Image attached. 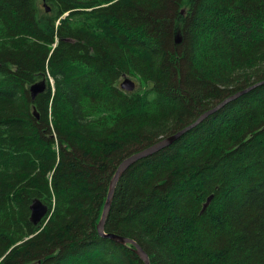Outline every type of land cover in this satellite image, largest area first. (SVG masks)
Masks as SVG:
<instances>
[{
	"label": "trees",
	"instance_id": "trees-1",
	"mask_svg": "<svg viewBox=\"0 0 264 264\" xmlns=\"http://www.w3.org/2000/svg\"><path fill=\"white\" fill-rule=\"evenodd\" d=\"M213 109L151 264H264V0H0V264H145Z\"/></svg>",
	"mask_w": 264,
	"mask_h": 264
},
{
	"label": "water",
	"instance_id": "water-1",
	"mask_svg": "<svg viewBox=\"0 0 264 264\" xmlns=\"http://www.w3.org/2000/svg\"><path fill=\"white\" fill-rule=\"evenodd\" d=\"M47 9L49 10V8H47ZM178 41H179V39H178ZM121 86L125 90L132 91V90L135 89L136 83L130 77H125L124 80H122V82H121ZM45 88H46L45 79L33 84L31 86V88H30L31 89V93H32V97L33 98L36 97L39 93L43 92L45 90ZM241 93H243V92L237 93L235 96H232L230 99H232L234 97H237ZM230 99H227L225 102L229 101ZM225 102H223L222 105ZM222 105H220V106H222ZM215 110L216 109H213L212 111H209V112L203 114L191 126L186 127L185 129H183V130H181V131H179V132H177V133H175L173 135L167 136L166 138L156 142L155 144L151 145L150 147H148V148H146L144 150L138 151V152L133 153L132 155L128 156L126 159H124L122 161V163L119 165V167H118V169H117V171L115 173V176H114V178L112 180V183H111V186H110V191L108 193L106 203L104 205L102 217H101V220H100V222L98 224V230H99V233L104 235V236H107V237H110L112 239L118 240V241H120L122 243L130 242V243L134 244L136 251L138 252L140 257L142 258V260L145 262V264H151L149 256L136 242H134L132 239L124 238L122 236L115 235V234H106L104 232L105 224H106V221H107L110 209H111L112 199H113V195H114V189H115V186H116V184L118 182V179H119L120 175L128 167H130L133 163H135L137 160H139V159H141L143 157H146L148 155H151V154H153V153H155V152H157V151L169 146L174 141H176L182 134H184L188 129H190L191 127L195 126L199 122H201L205 117H207L210 113H212ZM30 209H31V220L35 224L39 223L49 213V206L47 204L43 203L39 199H34L33 200L32 204L30 206Z\"/></svg>",
	"mask_w": 264,
	"mask_h": 264
},
{
	"label": "rangeland",
	"instance_id": "rangeland-1",
	"mask_svg": "<svg viewBox=\"0 0 264 264\" xmlns=\"http://www.w3.org/2000/svg\"><path fill=\"white\" fill-rule=\"evenodd\" d=\"M124 80V79H123ZM132 80H134L135 81V79H132Z\"/></svg>",
	"mask_w": 264,
	"mask_h": 264
},
{
	"label": "bare ground",
	"instance_id": "bare-ground-1",
	"mask_svg": "<svg viewBox=\"0 0 264 264\" xmlns=\"http://www.w3.org/2000/svg\"><path fill=\"white\" fill-rule=\"evenodd\" d=\"M208 201V200H207Z\"/></svg>",
	"mask_w": 264,
	"mask_h": 264
}]
</instances>
